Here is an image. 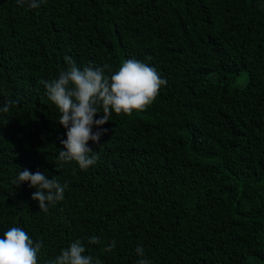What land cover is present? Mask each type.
<instances>
[{"label":"trees","instance_id":"1","mask_svg":"<svg viewBox=\"0 0 264 264\" xmlns=\"http://www.w3.org/2000/svg\"><path fill=\"white\" fill-rule=\"evenodd\" d=\"M34 2L0 0V108L16 102L0 111V238L43 241L37 264L76 240L102 264H137V246L150 264H264V0ZM65 57L109 77L135 59L166 81L143 111L112 112L86 169L59 160L66 129L44 87ZM24 169L64 199L40 210L30 182L13 184Z\"/></svg>","mask_w":264,"mask_h":264},{"label":"clouds","instance_id":"2","mask_svg":"<svg viewBox=\"0 0 264 264\" xmlns=\"http://www.w3.org/2000/svg\"><path fill=\"white\" fill-rule=\"evenodd\" d=\"M37 8L34 0H17V4ZM71 67L65 72L61 71L58 79L44 81L48 98L59 109V123L66 129V139L60 143L64 150L59 152V160L76 161L82 169L94 165L98 155H89L93 152L88 147V141L99 143L101 136L108 129L101 128L110 120L114 111L131 114L133 110L143 111L156 98L159 89L166 81L161 79L154 68L147 64L129 59L121 64L119 69L109 76H105L103 68L85 67L83 71L75 66L70 57H65ZM16 102L7 101L0 111L7 113ZM99 119L94 117L100 113ZM93 125L97 131L93 132ZM24 182H30L29 187H35L36 192L32 199L38 201L40 210L47 211L49 204L64 199L65 188L55 178L48 179L42 172L31 173L28 169L20 171L13 180L19 187ZM90 244L100 243V238L92 236ZM43 247V241L34 243L29 235L20 227L9 228L0 238V264H37L38 253ZM113 245L106 251H111ZM86 249L80 240H76L49 264H102L99 259L85 255ZM137 256L142 257L137 264H150L144 259V249L137 246Z\"/></svg>","mask_w":264,"mask_h":264},{"label":"rangeland","instance_id":"3","mask_svg":"<svg viewBox=\"0 0 264 264\" xmlns=\"http://www.w3.org/2000/svg\"><path fill=\"white\" fill-rule=\"evenodd\" d=\"M215 75L211 74L209 75V80L213 81L215 79ZM247 83V74L245 72H241L238 74L229 84L231 87L234 88H242Z\"/></svg>","mask_w":264,"mask_h":264}]
</instances>
